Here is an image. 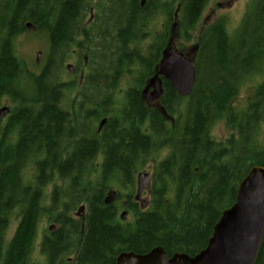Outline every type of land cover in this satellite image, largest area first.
<instances>
[{"label":"trees","instance_id":"obj_1","mask_svg":"<svg viewBox=\"0 0 264 264\" xmlns=\"http://www.w3.org/2000/svg\"><path fill=\"white\" fill-rule=\"evenodd\" d=\"M140 1L0 0V104H12L0 123V264H115L120 252L143 254L156 246L168 256L194 255L206 246L249 169L264 166V81L243 109L233 105L242 83L264 72V0H256L234 36L220 22L199 35L191 94L179 96L163 81L159 103L150 107L140 98L142 78L155 72L176 5V37H188L208 0ZM91 7L95 17L86 24ZM155 16L164 18L163 33L140 54L134 45L146 39ZM26 22L48 43L39 73L15 51ZM72 47L90 54L91 77L108 78L107 85L95 81V88L107 87L109 105L85 100L78 109L61 107L66 85L54 73ZM133 66L141 67L142 76L116 104L117 84ZM103 115L108 119L97 133L94 122ZM219 120L232 131L217 141L210 132ZM147 165L150 199L141 210L133 199L134 179ZM109 187L127 192L130 218L124 222L115 204H104ZM81 207L79 218L72 215ZM44 214L55 229L41 235L38 261L32 254ZM255 264H264V235Z\"/></svg>","mask_w":264,"mask_h":264},{"label":"water","instance_id":"obj_2","mask_svg":"<svg viewBox=\"0 0 264 264\" xmlns=\"http://www.w3.org/2000/svg\"><path fill=\"white\" fill-rule=\"evenodd\" d=\"M174 18H177V12ZM175 27L176 22L173 30ZM28 28L31 29V26ZM173 30L167 46L161 52L156 73L142 91V98L154 105L162 95L161 77L170 82L179 96H188L195 83L196 47L187 53L180 52L175 46ZM67 69L72 71V65H67ZM4 115V110H0V116ZM135 180L134 200L141 209H145L148 201L142 197V193L150 185V173L140 171ZM115 198L116 191L110 189L105 195V203H111ZM80 210L83 212V207ZM120 217L124 219L126 211H122ZM263 235L264 167L255 165L239 182L234 202L221 212L206 246L198 253H173L167 256L161 246H156L143 254L120 252L115 264H255Z\"/></svg>","mask_w":264,"mask_h":264},{"label":"rangeland","instance_id":"obj_3","mask_svg":"<svg viewBox=\"0 0 264 264\" xmlns=\"http://www.w3.org/2000/svg\"><path fill=\"white\" fill-rule=\"evenodd\" d=\"M96 2V1H95ZM93 3V5L95 4ZM256 0H236L233 5L231 6H222V8L215 9L214 5L216 3H223V0H208L203 11L201 12L200 19L198 21V24L196 27L190 31L188 37H181L178 36L176 38V46H178L183 52H187L192 45L195 44L197 37L201 34H203L208 28H210L212 25L215 23H223L225 25L226 31L232 36H234L237 31L239 30V27L241 25V22L244 18V16L247 14L249 10L254 6V3ZM213 7L216 10V13L214 15H210L209 11L210 8ZM91 12L87 13L86 15V20L91 19ZM94 14V12L92 13ZM163 23H164V18L163 16H155L153 20L149 23L148 25V30H149V39H145L144 41H139L138 45H134L137 47V50L140 52V54H146L147 52L150 51L149 49V42H151L154 38V40L158 41L159 37L163 33ZM169 30H167V33H169ZM15 45V51L16 54L23 60L26 61L27 67L31 69L33 72L37 73L42 69V66L46 64V52H47V47L48 43L45 38V36L41 34H37L35 31H25L23 34L18 36L14 42ZM75 47H72L70 52L65 55V57L62 60V63L60 65V68L54 73V77L57 79L58 82L62 83L63 85H66L64 87L63 91V96H62V101L64 105L68 108H77V105L80 101V98H90L92 97V92L90 86H85L83 87L86 89L83 91L80 95V87L82 85V82L80 83V78H79V73L80 69L84 68V66L91 61L90 54L86 53L85 50L81 54H72V50ZM41 51V57L39 59V63H36V52ZM138 52V53H139ZM86 57V58H85ZM86 62V64H85ZM72 65V73L69 74L66 65ZM141 67L140 66H133L132 70L128 73V75L122 76L119 85H118V90L116 91V98L118 102L116 104H119L120 101V96L123 94V88H125L128 85H133L136 83V79L140 78L139 75H141ZM85 75L88 74V79L85 81L87 82V85L89 82L93 83L94 76H90V72L87 68L84 70ZM262 74H255L253 75L250 79H247L242 83V85L238 89V95L237 98L234 100L233 105L236 110L243 109L246 105L247 98L250 96L252 93V90L255 85L260 83L264 78H262ZM57 75V77H56ZM90 91V92H89ZM109 91H102L98 92L96 97L97 101L101 104L107 101L109 105L110 100H107L104 96L107 95ZM1 107H6L8 110H11L12 104L9 102H6L3 100L2 104L0 105ZM103 110H105L103 108ZM8 113V112H7ZM107 116V115H106ZM105 117L104 115L101 117V119ZM98 124V121H97ZM96 124V125H97ZM231 129L227 126L226 122L224 120H219L217 121L213 127L211 128L210 136L214 140H224L226 139L230 133ZM166 154V152L160 151L157 153L156 158L157 160L163 158V156ZM141 171H146L149 173H152V167L150 165H147L143 170ZM112 189L116 190L119 192V196L116 199L115 205L118 207V212L117 215L123 210V207H121V204L123 201H126V198L124 197V194H127L126 190H120L118 187H111ZM50 189V186L46 188V193ZM134 192H135V185H134ZM133 192V195H134ZM142 197L146 199H150V194H149V189L145 190L142 193ZM47 203V201H46ZM75 214V213H72ZM127 218H130V214H126ZM17 224V216H13L9 227L5 233V243L7 244L11 236L13 235V232L15 230ZM50 223L46 222V215L44 214L43 217H41L39 225H38V230H37V235H36V242L32 254V258L41 261L42 256L39 254V240L41 235L43 234L44 230L48 227ZM69 257H72L69 256Z\"/></svg>","mask_w":264,"mask_h":264},{"label":"bare ground","instance_id":"obj_4","mask_svg":"<svg viewBox=\"0 0 264 264\" xmlns=\"http://www.w3.org/2000/svg\"><path fill=\"white\" fill-rule=\"evenodd\" d=\"M145 2V0H141L140 1V4L142 5L143 3ZM156 5V4H155ZM206 5V4H205ZM157 6V5H156ZM179 5H176V8H175V11H174V14L177 12V16H178V10H179ZM205 7V6H204ZM153 9V8H152ZM151 9V10H152ZM204 9V8H203ZM203 11V10H202ZM89 12H91V19L89 18V20H86V24H90L92 21H93V19H94V15H95V10H94V8L93 7H91L90 8V10H89ZM94 12V14H92ZM139 12V11H138ZM149 12V11H148ZM150 12H152V11H150ZM147 12H145V14H146ZM145 14L143 15V16H145ZM148 14V13H147ZM146 14V15H147ZM174 14H173V17H174ZM124 16V15H123ZM138 16V15H137ZM149 16H150V13H149ZM154 16V15H153ZM153 16H151V17H153ZM119 18L120 17H118L117 19L119 20ZM145 18V17H144ZM125 19V18H124ZM123 18H122V20H124ZM133 19H135V18H133ZM139 19V18H138ZM200 19V18H199ZM148 20H150V18L149 19H147V23H148ZM137 21V20H136ZM133 22H134V20H133ZM132 21L130 22L131 24L133 23ZM135 23V22H134ZM130 24V25H131ZM138 24V23H137ZM118 25H120V24H118ZM118 25H116V26H118ZM133 25V24H132ZM29 26H31V29H29L28 27ZM121 26V25H120ZM138 25H135V27H137ZM140 26V25H139ZM144 26V25H143ZM142 26V27H143ZM25 27H26V30L27 31H34V27L32 26V24L31 23H29V22H26L25 23ZM130 27V26H129ZM133 28H134V26H132ZM133 28H131V29H133ZM130 29V28H129ZM130 29V30H131ZM135 29V28H134ZM129 30V31H130ZM136 30V29H135ZM172 30H173V24L171 25V27H170V30H169V37H168V40H169V38H170V36H171V32H172ZM174 31V30H173ZM149 37H150V35L148 34V36L146 37V39H149ZM80 38H82V37H79L78 38V40L79 41H81V39ZM145 40V39H144ZM168 40H167V42H166V45H165V47L167 46V44H168ZM150 43H152V41L151 42H149V44ZM164 47V48H165ZM163 48V49H164ZM197 49L198 48H196V52H197ZM73 50H75L76 51V53L79 55V54H81V53H79L78 52V48L77 47H75ZM72 50V51H73ZM38 54L40 55L39 56V58H38ZM41 54H42V52L41 51H38V52H36V59H35V61H36V63H39L40 61H39V59H40V57H41ZM46 56V55H45ZM110 61V60H109ZM105 62V61H104ZM111 62V61H110ZM102 63V62H101ZM45 65V64H44ZM44 65L42 66V69H43V67H44ZM69 65V64H68ZM87 65H88V63L84 66L85 67V69L87 68ZM102 65V64H101ZM17 67H19V65L17 66ZM158 67V66H157ZM157 67H156V69H155V72H154V74L156 73V71H157ZM41 69V70H42ZM66 69H67V65H66ZM40 70V71H41ZM39 71V72H40ZM67 71H68V73L69 74H71L73 71H69L68 69H67ZM39 72H37V73H39ZM154 74H151V75H146L145 77H143L142 79V86H140L141 88H140V98H141V100L148 106V107H150V106H152V103H148V102H146L143 98H142V91L144 90V88L146 87V85H147V83H148V81L150 80V78H152V76L154 75ZM259 74V73H258ZM142 76V73H141V75H139V77H141ZM262 76V78H264V74L263 75H261ZM104 78L106 79L105 81H104ZM88 79V74L87 75H85V78H84V80H83V82H82V85H81V87H80V90H82V89H84L83 87H85V86H87L86 84H87V82H85L86 80ZM108 78L107 77H94V81H93V84H91L90 86L91 87H93V88H95V81H97V85H107V83H109L108 82V80H107ZM101 81V82H98V81ZM163 81H167L168 83H170L168 80H166L165 78H163V77H161V86H162V89H163ZM262 81H264V79L262 80ZM261 81V82H262ZM120 82V81H119ZM119 82H118V84L117 85H119ZM103 90H105V91H107L108 89H107V87H101V88H96V90H95V92L92 94L93 96L92 97H90V98H88V99H86V101H88L90 104H91V102L93 101H96L97 99H96V97H94V96H96L97 94H98V92H102ZM118 89H116V91H117ZM125 90H126V87L125 88H123V94L122 95H124V92H125ZM64 91V90H63ZM63 91H62V96H63ZM21 92V91H20ZM19 92V93H20ZM81 93H82V91H80V95H81ZM21 96H23V95H25V96H28V95H26V94H20ZM122 95L120 96V100H121V98H122ZM16 98V97H15ZM21 98V97H20ZM23 98H25V97H23ZM82 99H84V97L83 98H80V100H82ZM3 100H5L6 102H10L8 99H3ZM3 100H2V102H3ZM116 101H118L117 100V98L115 99ZM2 102H1V104H2ZM84 101H79V103H78V105H77V108L76 109H78L79 108V105L80 104H82ZM61 103H62V108H67L65 105H64V103H63V101H62V98H61ZM0 104V105H1ZM89 104V105H90ZM25 106V105H24ZM26 107H28V106H26ZM68 108H70V107H68ZM4 110V113H5V115L4 116H0V123L1 124H4L5 122H6V119L11 115V110H8V108H6V107H1L0 108V110ZM71 109V108H70ZM69 109V110H70ZM8 112V113H7ZM163 113L165 114V112L163 111ZM105 117H103L102 119L100 118V119H98L97 121H98V124H97V121H95L94 122V126H95V128H96V132L97 133H100L101 131L100 130H98V128H101L106 122H107V119H108V115L106 116V115H104ZM20 117V116H19ZM168 118V117H167ZM102 120H104V122L101 124V121ZM16 122V121H15ZM97 124V125H96ZM12 125V124H11ZM17 126V125H16ZM103 128H104V126H103ZM72 136V135H71ZM70 136V137H71ZM74 136V135H73ZM107 137V136H106ZM84 143V142H83ZM140 147V146H139ZM26 160V159H25ZM20 164V163H19ZM255 166V165H254ZM259 166H261V165H259ZM253 167V166H252ZM251 167V168H252ZM262 167H264V166H262ZM250 168V169H251ZM250 169H249V171H250ZM248 171V172H249ZM248 172L246 173V175L248 174ZM137 173L138 172H136V174H135V179H136V175H137ZM245 175V176H246ZM244 176V177H245ZM243 177V178H244ZM134 179V180H135ZM26 183V182H25ZM30 183V182H29ZM43 183V182H42ZM36 184V183H35ZM41 184V183H40ZM39 186V185H38ZM34 187V186H33ZM237 187H238V185H237ZM111 189V187H109L107 190H106V192H105V194H104V198H103V201H104V204H106V205H109V204H115V202H116V199L118 198V196H119V192L118 191H116V198H115V200H113L111 203H105V195H106V193L109 191ZM19 190V189H18ZM32 190V189H31ZM120 190L122 191V190H124V189H121L120 188ZM237 190V189H236ZM49 191V190H48ZM14 193V192H13ZM17 195H18V193H17ZM24 195V194H23ZM236 197V196H235ZM18 201H20V200H18ZM48 202V201H47ZM14 203V202H13ZM19 203V202H18ZM22 203V202H21ZM24 203V202H23ZM139 206V205H138ZM127 207V206H126ZM126 207H123V210L122 211H126V214L128 215V211H127V209H126ZM140 208V207H139ZM141 209V208H140ZM226 209V208H225ZM141 210H144V209H141ZM121 211V212H122ZM223 211V210H222ZM117 212H118V209H117ZM121 212L117 215V217H118V221L120 220V222H124V221H126L127 220V216L124 218V219H121V217H120V215H121ZM73 213H75V214H72V215H75V216H79L80 214H82L83 212L78 208L75 212H73ZM79 218V217H78ZM46 222H48V223H50L49 225H48V227L46 228V231H49V232H53L54 231V229H55V224L53 223V222H50V221H48V219H47V217H46ZM39 225V224H38ZM77 229V228H76ZM37 230H38V228H37ZM44 232H45V230H44ZM43 233V232H42ZM44 234V233H43ZM42 234V235H43ZM42 237H40V239H41ZM42 240V239H41ZM39 242H40V240H39ZM39 244H41V242L39 243ZM33 247V246H32ZM40 247V246H39ZM33 249V248H32ZM75 249V248H74ZM42 251V250H41ZM39 252H40V248H39ZM124 252V251H123ZM41 255H42V253H40ZM118 255V254H117ZM56 256V255H55ZM71 256V255H70ZM117 257V256H116ZM70 263H71V261H72V257H67L66 258ZM35 260V259H34Z\"/></svg>","mask_w":264,"mask_h":264},{"label":"flooded vegetation","instance_id":"obj_5","mask_svg":"<svg viewBox=\"0 0 264 264\" xmlns=\"http://www.w3.org/2000/svg\"><path fill=\"white\" fill-rule=\"evenodd\" d=\"M236 0H223V3H216L215 5H214V7H215V9H218V8H222V6H224V5H226V6H231V5H233V3L235 2ZM213 7H211L210 8V11H209V13H210V15H214L215 13H216V10H215ZM72 54L74 55V54H77L76 53V51L75 50H73L72 51ZM86 58V57H85ZM85 64H86V62H85ZM84 70H85V67L84 68H81L80 69V73H79V78H80V83L81 82H83V80H84V78H85V72H84ZM93 81H94V79H93ZM98 82H101L100 80L98 81ZM91 84H93L92 82H89V84L87 85V86H90ZM91 87V86H90ZM86 89H82V90H80V91H85ZM95 90H96V88H93V87H91V91L92 92H90V93H94L95 92ZM104 91V90H103ZM86 100V98H84V99H82V100H80V101H85ZM104 126V125H103ZM103 126L101 127V128H98V130H102L103 129Z\"/></svg>","mask_w":264,"mask_h":264}]
</instances>
